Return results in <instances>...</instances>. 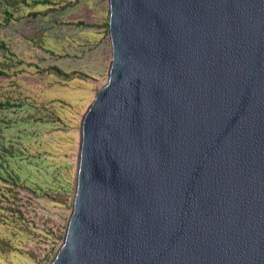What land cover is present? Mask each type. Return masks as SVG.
<instances>
[{
  "label": "water",
  "instance_id": "1",
  "mask_svg": "<svg viewBox=\"0 0 264 264\" xmlns=\"http://www.w3.org/2000/svg\"><path fill=\"white\" fill-rule=\"evenodd\" d=\"M47 264H264V0H106Z\"/></svg>",
  "mask_w": 264,
  "mask_h": 264
},
{
  "label": "rangeland",
  "instance_id": "2",
  "mask_svg": "<svg viewBox=\"0 0 264 264\" xmlns=\"http://www.w3.org/2000/svg\"><path fill=\"white\" fill-rule=\"evenodd\" d=\"M107 12L106 0H0V264H47L61 242L81 118L107 77Z\"/></svg>",
  "mask_w": 264,
  "mask_h": 264
},
{
  "label": "trees",
  "instance_id": "3",
  "mask_svg": "<svg viewBox=\"0 0 264 264\" xmlns=\"http://www.w3.org/2000/svg\"><path fill=\"white\" fill-rule=\"evenodd\" d=\"M22 1H23V0H22ZM105 25L107 26V22H106ZM7 105H10V104L7 103ZM16 191H17V192H16V197H15V199H18V200L12 202V204L15 205V206L17 205V202H19V199H20V198H19L20 196H19V194H18V193H19V190H16ZM15 203H16V204H15ZM11 207H12L13 210H15L16 212H19L20 215H22V213H21V209H20L19 205H17L16 208H14L12 205H11ZM53 253H54V252H53ZM51 256H52V255H51ZM51 256H50V257L45 256V258H44V263H46V262L48 263V259H50ZM38 261H39V260H38Z\"/></svg>",
  "mask_w": 264,
  "mask_h": 264
}]
</instances>
